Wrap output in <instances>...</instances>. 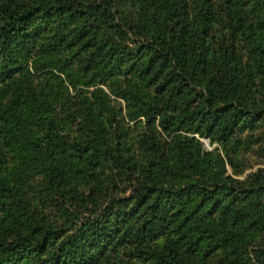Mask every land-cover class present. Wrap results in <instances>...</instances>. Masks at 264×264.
I'll return each instance as SVG.
<instances>
[{
  "label": "trees",
  "instance_id": "obj_1",
  "mask_svg": "<svg viewBox=\"0 0 264 264\" xmlns=\"http://www.w3.org/2000/svg\"><path fill=\"white\" fill-rule=\"evenodd\" d=\"M247 2L222 0L227 41L215 49L208 13L196 31L172 0H0V136L22 171L52 183L34 207L0 160V264H264V167L233 177L216 145L186 134L238 142L264 120V31L250 15L264 0ZM236 37L255 66L244 68ZM32 55L78 62L86 85L130 73L120 95L144 118L140 159L111 142L102 87L87 103L64 99L62 82L36 84ZM106 168L128 193L106 195Z\"/></svg>",
  "mask_w": 264,
  "mask_h": 264
},
{
  "label": "rangeland",
  "instance_id": "obj_2",
  "mask_svg": "<svg viewBox=\"0 0 264 264\" xmlns=\"http://www.w3.org/2000/svg\"><path fill=\"white\" fill-rule=\"evenodd\" d=\"M254 0H248L246 6L249 10L257 6L254 4ZM174 6H178L180 11L184 14L185 18L193 21L192 27L199 31L202 27V23L198 21L197 15L202 10L208 13L209 23L208 28L204 32L205 42L209 46H214L215 49L220 48L221 44L227 41L226 38V23L222 12V0H172ZM258 14L264 16V7H259V11L253 9L250 15L253 18V23L256 29L264 31V22L259 21ZM131 18L135 19V14L131 12ZM183 16V18H184ZM226 39V40H225ZM235 46L238 49L242 64L244 68L255 66L254 57L252 53V45L249 40L236 37L234 40ZM253 48V47H252ZM34 55L27 62L31 64V61L35 59L34 67L31 66L30 72L37 85H42L44 89H49L51 86H57L59 83H63L66 88L62 91L60 89L59 95L64 99L73 101H80L84 99V103H87V99L84 97L90 96V91L96 87H102L103 92H96L106 102V123H108L109 136L112 143L120 142L122 145H129L132 151V155L136 159H140V153L136 149V138L138 133L145 128L144 118L139 116L132 119L126 112L128 107L127 99L120 94L130 85V73L122 72L109 76L103 82L96 84L86 85L82 79L87 80V75H82V68L78 65V62H69L62 66L58 62H43L40 56ZM88 77V78H87ZM133 78V77H132ZM3 80L0 79V86H2ZM75 84V86L73 85ZM94 99V95L91 96ZM55 115L64 116V112L61 111L59 105L55 108ZM139 119V120H138ZM65 123V121L63 122ZM67 123H83V118L77 116L76 120L68 121ZM75 128V124L72 125V129ZM182 132V130H179ZM189 135H195L201 142L205 149L212 150L213 146H217L221 154L226 159V172L233 177L244 179L246 175L258 167H264V120L258 122L252 121L250 125H246L237 135L241 136L238 142H235L232 138L230 141L214 142L210 143L209 138L206 136H200L196 132H186ZM166 137L170 135L166 134ZM162 139L165 137L162 135ZM0 160L2 161L3 172H9L13 183L17 186L18 190L24 194V197L29 200L34 207H42V201L46 199L47 195L52 191L49 186H52L50 179L47 180L46 173L44 171L24 172L18 162V159L6 150V146L3 143V139L0 136ZM99 176L101 177L103 184L108 186V190L113 195H121L128 193L127 183L108 168L100 170ZM72 179V178H71ZM114 182L117 186H114ZM107 199L109 196H104ZM104 199H101L105 202ZM105 204V203H104ZM51 217V216H50ZM166 233L158 234V239L162 240ZM172 236V235H171ZM154 237V236H153ZM218 256V254L210 257L209 262Z\"/></svg>",
  "mask_w": 264,
  "mask_h": 264
}]
</instances>
